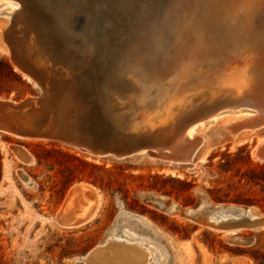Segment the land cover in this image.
Segmentation results:
<instances>
[{
    "label": "rangeland",
    "instance_id": "1",
    "mask_svg": "<svg viewBox=\"0 0 264 264\" xmlns=\"http://www.w3.org/2000/svg\"><path fill=\"white\" fill-rule=\"evenodd\" d=\"M12 3L13 0H0V33L10 31L13 35L10 40H17L16 51L10 50L24 71L5 53L4 48H9L6 43L0 42V101L18 103L25 98H38L43 89L55 101L63 94H70L76 72L68 62L70 57L39 41L30 27L7 19L10 9L15 8ZM212 25L209 29L200 24L201 38L193 42L186 55L188 70L163 87L161 97L150 108L143 100L142 85L136 82L122 96L117 95L115 87H105L106 104L114 106L116 114L127 117L124 124L116 125L112 139L116 137L127 144L139 140L145 145L149 141L150 146L168 145L182 119L184 122L181 107L188 103L187 106L203 111L218 98L219 95L213 94L218 88L238 90V84L242 89L245 87V81L239 83L236 79L238 67L244 63L239 58L232 59L227 69H217L214 82L207 74L221 57L219 51L223 45L222 36ZM68 49L72 53L78 51L76 45ZM57 67L66 73L55 70ZM54 78L65 84L58 82V86ZM51 81L54 87L52 83L50 86ZM150 90L153 95L156 93L155 88ZM233 96L237 95L227 93L217 101L224 99L223 106H227L245 99L237 96V100ZM228 112L221 113L212 124L195 129L200 143L194 156L188 163L177 165L156 157L151 160L146 155L147 148L114 159L96 157L56 140L26 139L0 132V264H87L88 253L98 246L107 249L106 238L121 212L146 219L162 237L160 245L148 244L151 258L146 264H264V230L241 229L232 235L202 226L196 218H205L203 214L193 219L184 215L186 210L200 208L202 199L198 192L210 204L249 207L264 214V163L253 154L264 138V128L218 138L216 134L223 131L227 122L242 119L233 109ZM14 148L24 151L31 162L23 161ZM80 183L98 190L100 209L83 225L62 227L55 220L56 214L70 190ZM153 196L164 198L167 205L176 204L178 210L170 213L157 207L151 201Z\"/></svg>",
    "mask_w": 264,
    "mask_h": 264
},
{
    "label": "bare ground",
    "instance_id": "2",
    "mask_svg": "<svg viewBox=\"0 0 264 264\" xmlns=\"http://www.w3.org/2000/svg\"><path fill=\"white\" fill-rule=\"evenodd\" d=\"M178 2L181 4L183 12L181 13V16L179 18L174 19L176 20L174 24L176 26L181 25L183 27V30H179V28L176 29V27H174L167 33L166 28L169 27V24L166 23L159 25L157 29L154 30V33L151 37L153 48L156 53H161L165 57H168L170 59L169 62L170 65L165 69V72L164 70L161 73H158L157 71L154 72V74H152V77L148 82L151 83L148 87H146L147 83L144 82L142 83V87L145 91V93L142 96L143 100L151 101L153 105L154 102L161 97L163 87H166L168 84L175 82V80L178 79V77L180 76L179 73H183L184 71L186 72L188 70V68H185L186 67L185 61L187 59L186 55L190 52L191 45L193 44V42L195 41V43H197L201 38L202 35L201 30L198 31L200 24L202 25L203 23V25L204 24L205 26L207 25L209 29L210 27H213L212 24H214L216 26L215 31H217L222 36L223 45L220 46L222 48H220L219 51L221 53V57L217 58V60L213 63L214 66L211 68V70H208L207 74L212 77V82H214V78H215L214 73L217 71V69H221V68L222 70L227 69L228 68L227 65H230L232 59L239 58L244 63L240 64V66L238 67L239 74L238 77H236V79L237 81H239V83L245 81L244 83L245 87L242 89L239 86V84H238L239 87L238 90L231 88L228 89L226 87L224 89L220 87V89L218 88L219 90L217 89V91H215L213 94H215L216 97L219 95L217 99H219L220 97L224 96L227 93L237 95L238 97L244 96L245 99L235 104L233 103L234 107L236 105H241L251 108V110L247 111L244 109H238L237 111H234L233 113L236 114L238 113L239 115L242 116V119L241 120L235 119L227 122L222 127L223 131H221L220 134H216V132L214 131L215 133L212 134V138H214L213 137L214 134H216L218 138H225L226 136L233 137L239 134L240 132H247V131L253 132L254 128L249 126V123H252L257 119H261L264 116V113H261V110L254 111V109L257 110L256 108H258V106L264 102V0H178ZM12 6H14L15 8L10 9V13H8L9 16L7 15L5 17L7 19L12 20L15 23L20 22L23 24L24 27L26 28L30 27V29L32 30L30 23V16L28 15V13H26L22 9H19V6L15 1L14 3H12ZM17 24L19 25V23ZM24 31L25 30H23V32ZM16 32L18 31L16 30ZM1 34H3V37L9 48H12L16 51L17 40L15 39L10 40L11 39L10 36H13L10 34V31L4 32V30H1L0 35ZM9 48L8 50L4 48L5 53L10 54ZM16 60L18 61V59ZM50 62L48 63L50 64ZM64 64L62 66H64ZM53 66L51 67L53 68ZM129 67H132L131 70L137 74L139 79L142 80L146 77V74L142 68L136 65ZM60 69H62V67L55 70L59 71ZM207 69L208 68H206V71ZM33 70L34 69H31V71ZM68 70L70 71L71 69ZM62 71L65 72V70ZM51 77L49 79H53ZM56 79L54 78V81ZM62 79H65V77ZM47 81L50 80L47 79ZM228 81L229 83L230 81H232L231 76L228 78ZM58 82H56L55 84H58ZM68 82H66V84ZM50 83H52V81L49 82V84ZM63 84L65 83H62V85ZM52 87H54V85ZM55 87H57V85ZM67 88L65 87L66 90ZM152 88H155L156 93L154 95H153V91L150 90ZM248 95L252 97L249 98L246 97ZM227 98L225 100H227ZM69 99H70L69 96L68 98H65V100L67 101ZM236 99L238 100V98ZM216 101L214 102L211 101L212 103H210L209 105L207 104V106L204 108L203 111L187 106L188 103L184 107L180 106L181 107L180 109H182L181 117L184 118V122L183 119L181 118L182 123L180 126L178 125L179 127L177 128L178 132L175 136H173L174 137L173 141L166 146L160 145L159 147H157L156 145H154V147L151 148L154 151L146 152L147 157L152 158L151 160H153L154 159L153 157L158 158V153H168L173 158H176V161H171V160L167 161L169 162L170 165L183 164V162L180 160L181 158H184L188 154L190 155L191 158H193L192 156H194V152L200 143L199 140L197 141L196 139L195 129L199 126L202 127L212 124L219 117V115H221V113H229L228 112L229 109L227 108H234V107H230V105L227 106L225 105L218 108V104L216 103ZM68 106L61 103V105L58 108L54 109V113H53L54 117H56L57 120L63 119L65 121L66 127L68 128L67 130L69 136H71V138L75 143H80L81 141L88 146L87 147L85 145V147L88 148L89 152H94L92 154H97L98 152L94 149L95 146L92 144V140L90 136L82 135L81 137L78 134L79 133L78 129L76 128V125L73 120V117L77 112L69 109ZM6 107H13V106L11 102L0 101V123L7 127V129L5 128V132L26 139H41V138L45 139L49 137L47 134L41 135V134H35L33 132H28L25 130H20L18 127H16L18 123L9 120L7 117L5 118V114L7 113L8 110ZM178 109L179 107L177 108V111ZM141 124L143 125V123ZM150 130L151 128L149 129V131ZM263 142H264V138L258 144H261ZM148 143L149 141L147 142V144ZM14 151L26 163L29 164L31 162L30 157L26 153H24V151L17 148H14ZM97 191L98 190L94 189V187L86 184L80 183L78 185H75L70 190L67 198L65 199L63 206L61 207L58 213V218L56 219L57 223L63 227L72 228L83 225L84 223L93 219L97 215L98 210L100 209L99 207H100L101 195L99 196L98 194L99 192ZM201 193L198 192V194L202 199L200 208H198L197 210L195 208L194 209L192 208L186 210V212L188 217L199 216V214H203L206 219L202 220L203 218L201 217L202 219L199 222L202 226H205L215 231H221V229H217L215 225H217L221 221H225L228 219H238L242 216H245L251 220H256L254 224L255 230L252 231L264 230V214H260L253 208H249V207L245 208V207H236V206L213 205V203L210 204L205 198V196ZM146 196L144 195L143 197ZM151 201L152 203H154V205H157V207L161 209H165L170 213H173L177 209L176 204L173 203H169L168 207L165 208L164 198L159 196L151 197ZM118 218H121V220L118 223H116L115 226H113V228L109 231L108 236L106 238L107 240L105 241L106 243L105 247L107 249H105L104 251L102 250L103 247H99V246L95 248V250L91 251L87 255V257H85V261L87 260L89 262L87 264H146L150 260L151 251L150 248H148V244L160 245V241L162 237L159 235L158 231H156L152 227V225H150L147 222L146 219L145 221L143 218L134 216L129 213L121 212ZM239 230L241 229L238 228L229 231L223 230V232L227 234L236 235L237 231Z\"/></svg>",
    "mask_w": 264,
    "mask_h": 264
},
{
    "label": "water",
    "instance_id": "3",
    "mask_svg": "<svg viewBox=\"0 0 264 264\" xmlns=\"http://www.w3.org/2000/svg\"><path fill=\"white\" fill-rule=\"evenodd\" d=\"M14 1L17 2L19 9L30 16L31 28L39 41H45L63 56L68 55L70 57L68 62L76 72L70 94H63L55 101L51 93L43 89L42 95L38 98H25L18 103L11 102L13 107H6L8 110L5 118L18 123L16 127L20 130L49 136L45 139L41 138L42 140H56L96 157L110 156L114 159H122L145 148H148L147 152L154 151L151 148L155 144L143 145L137 139V143L127 144L117 140L116 137L111 138L116 125L124 124L127 117L116 114V108L106 104L105 87H115L117 95L122 96L132 90V83L142 85L143 82H149L154 72L161 73L163 70L165 72L170 65V59L155 52L151 37L154 30L164 23L169 24L166 28L167 33L174 27L183 30L181 25L174 24L176 22L174 19L179 18L183 12L178 0ZM0 42L6 43L3 34L0 35ZM72 45H76L78 51L70 52L68 48ZM9 55L13 63L24 71L23 65L12 56L11 50ZM133 65L143 69L146 74L144 79H139L131 70L132 67L129 66ZM68 96L70 99L67 101L65 98ZM217 102L220 108L224 99ZM61 103L69 105V109L77 112L73 120L78 134L81 137L90 136L97 154L89 152L88 146L83 142L75 143L69 136L65 121L54 117V109ZM146 104L150 106L152 102L146 101ZM230 107H234V104ZM227 109L251 110L241 105ZM256 109L254 111L261 110V113H264V102ZM249 126L253 127L254 131L263 129L264 116L249 123ZM5 128L7 129L0 123V132H5ZM254 156L264 163V142L255 146ZM158 159L176 161V158L168 153H158ZM190 159L188 154L180 161L188 163ZM168 205L165 203V208ZM58 213L55 220L58 218ZM184 215L188 217L186 211ZM195 217L197 216L189 218ZM120 220L121 218H118L117 223ZM200 220V217L196 218L198 223ZM255 222L256 220L242 216L238 219L221 221L215 226L221 231L238 228L252 231L255 230Z\"/></svg>",
    "mask_w": 264,
    "mask_h": 264
}]
</instances>
